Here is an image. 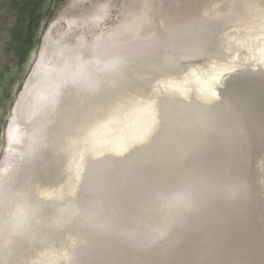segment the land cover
<instances>
[{"label": "bare ground", "instance_id": "6f19581e", "mask_svg": "<svg viewBox=\"0 0 264 264\" xmlns=\"http://www.w3.org/2000/svg\"><path fill=\"white\" fill-rule=\"evenodd\" d=\"M168 3L131 0L103 30L110 2L101 1L47 38L49 56L37 61L0 161L9 168L0 182V264H264V133L254 116L264 111L255 106L258 96L264 106V65L241 69L227 86L168 56L136 76L133 59L161 58L153 34ZM82 44L89 56L67 63ZM112 59L119 71L97 70ZM177 188L191 192L190 207L173 213L166 238L144 242L160 222L155 194ZM20 202L36 211L14 231L8 221ZM69 204L81 214L57 223L56 209ZM136 221L149 227L123 238Z\"/></svg>", "mask_w": 264, "mask_h": 264}, {"label": "rangeland", "instance_id": "374dc122", "mask_svg": "<svg viewBox=\"0 0 264 264\" xmlns=\"http://www.w3.org/2000/svg\"><path fill=\"white\" fill-rule=\"evenodd\" d=\"M101 1L105 0H0V161L7 149V128L38 78L37 61L49 56L47 38L65 30V17L98 11ZM107 1L103 30L118 23L121 8L131 0ZM160 14L164 21L153 34V52L161 58L133 59L128 66L136 76L146 74L147 67L158 69L162 57L168 56L177 67L186 63L203 67L213 85L227 86L241 69L264 65V0H172ZM91 38L88 35L89 43ZM88 51L85 44L73 47L65 56L67 63L86 58ZM178 55L182 57L176 61ZM251 91L254 97L259 95ZM258 99L255 106L264 108Z\"/></svg>", "mask_w": 264, "mask_h": 264}, {"label": "clouds", "instance_id": "9594fccd", "mask_svg": "<svg viewBox=\"0 0 264 264\" xmlns=\"http://www.w3.org/2000/svg\"><path fill=\"white\" fill-rule=\"evenodd\" d=\"M97 70L101 73L106 72H117L119 71L120 61L118 59H112L105 61L103 63L97 62ZM69 83H76L77 81L71 80ZM57 93H54L48 98V103L55 105ZM38 99H43V97H38ZM9 168L0 169V182L7 176ZM229 195L236 196L239 193L237 188H229ZM192 194L189 190L185 188H177L170 191H161L155 194L156 202V212L160 216V222L150 226V230L147 236L144 237V242L155 243L157 240H162L167 237L170 227L171 218L173 213H178L182 209L188 210L191 205ZM36 209L27 205L26 202L17 203L13 211L10 213L9 224L13 225V230H17L20 227L25 226L31 216L35 213ZM57 216L59 220L65 221V219L70 222L77 215L81 214V209L75 204H69L64 207L56 209ZM145 226L141 221H136L131 228H126L120 230V235L127 240H135L138 236L142 235V230Z\"/></svg>", "mask_w": 264, "mask_h": 264}, {"label": "water", "instance_id": "95a60500", "mask_svg": "<svg viewBox=\"0 0 264 264\" xmlns=\"http://www.w3.org/2000/svg\"><path fill=\"white\" fill-rule=\"evenodd\" d=\"M180 56V55H179ZM246 74V75H245ZM244 75L247 77H250L249 75H248V73H245ZM207 76V71H206V73L204 74V77H206ZM251 78V77H250ZM258 85V84H257ZM261 89H263L264 90V88L261 86V85H258ZM229 91H232L233 93H237V92H234L233 90H229ZM244 102H245V100H244ZM246 109H247V107H246ZM261 111H257L258 113H255L254 114V116L258 119V121L260 122V126H261V128H262V131H263V133H264V111H263V109H260ZM247 111H248V109H247ZM250 120H251V118H250ZM254 126L251 124V129H252V131H255V128H253ZM250 158H251V155H250ZM256 187H257V185H256Z\"/></svg>", "mask_w": 264, "mask_h": 264}]
</instances>
